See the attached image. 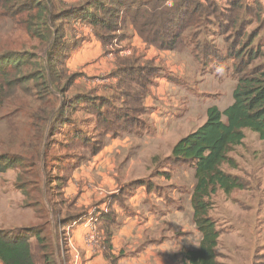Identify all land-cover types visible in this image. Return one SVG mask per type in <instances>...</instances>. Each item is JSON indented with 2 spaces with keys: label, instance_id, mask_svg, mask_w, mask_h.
I'll list each match as a JSON object with an SVG mask.
<instances>
[{
  "label": "crops",
  "instance_id": "crops-1",
  "mask_svg": "<svg viewBox=\"0 0 264 264\" xmlns=\"http://www.w3.org/2000/svg\"><path fill=\"white\" fill-rule=\"evenodd\" d=\"M231 1L223 0L222 3L225 2V7H229ZM242 3L244 8L240 11V23H244V31L241 39L246 41L253 35V43L257 40V45L264 40V0H242ZM88 8L81 17L74 18L68 25L67 45L70 53L65 70L69 76L75 75V78L65 87L64 94L54 92L57 107L47 131L52 127L55 116L64 110V124L56 125V135H67L71 131L74 136L84 134L87 129L77 127L76 117L79 113L88 115H84L83 122L91 117L93 129L103 135L99 149L96 152L92 147L91 150L86 149L88 153L83 154L81 163L66 175L62 188L64 202L51 201V197L49 201L46 173L42 179V196L38 204L49 213L56 264H71V255L67 251L71 245L81 250V264H184L186 254L198 250L202 239L196 225L194 227L191 223L194 213L190 201L196 182L187 195V202H175L171 196L166 200L164 192L157 186L161 178L166 179V182L171 181L172 172H158L161 178H153L151 174L153 164L167 162L173 147L182 136L171 144L166 142L157 145V142H164L158 139L137 146L128 142L133 134L146 135L148 130L149 133L165 130L160 115L153 116L152 113L150 119L146 117L150 107L160 112V106L154 105L155 102L163 103L169 90L175 88L174 81L170 82L166 78L167 70L175 67L177 58L183 59L186 51H165L149 45L132 25L122 35L123 41L116 48L103 45L89 24L87 13L93 7ZM257 8L259 19L255 17ZM210 20L214 27L216 20L214 17H210ZM228 24L226 22L225 26ZM198 63L205 67L203 62L198 60ZM144 68L157 71L145 95L142 98L140 96L139 100L137 96L127 98L125 93L131 96L142 93L141 87L136 83V78L130 80L129 87L125 86V77L118 74L135 71L138 75ZM60 84L63 86L66 82ZM75 86L78 90L71 94ZM96 105L105 118H98L94 114ZM111 111L115 113L111 114ZM119 116L137 121L129 125ZM250 134L258 142L247 146L252 148L256 159L251 160L248 168L245 167L246 173L224 169L229 174L246 179L249 188L236 190L230 195L221 191L225 198L219 212L214 203L218 192L211 200L213 205L210 213L215 209L218 214L216 216L224 219L229 228L221 231L215 249L220 264H264V151H260L264 149V141L256 133L251 131ZM247 141L245 134L243 145L238 148L243 147ZM229 157L236 161L232 152ZM43 160L40 162L42 170ZM181 167L184 164L176 165L174 169ZM93 172L96 173L97 187L89 185L86 188L80 180L88 179ZM253 174L256 184L252 183ZM68 188L72 191L69 195L66 194ZM91 216L96 218L98 229V243L94 248L87 245V236L91 231L87 221ZM210 216L215 219L213 215ZM107 230L110 236L108 245ZM193 238L198 242L197 246L190 241Z\"/></svg>",
  "mask_w": 264,
  "mask_h": 264
},
{
  "label": "trees",
  "instance_id": "trees-1",
  "mask_svg": "<svg viewBox=\"0 0 264 264\" xmlns=\"http://www.w3.org/2000/svg\"><path fill=\"white\" fill-rule=\"evenodd\" d=\"M168 3L172 5L169 7ZM218 4L217 0H86L84 4H74L73 7L67 8L63 0H0V19L18 22L25 27L30 36L41 40L44 45L42 50L45 51L48 48L46 58L50 78L49 80L47 75H43L46 72L43 58L40 57L42 65L37 68V62L31 64L24 59L28 53L25 49L22 51L9 48L0 50V110L6 101L16 97L19 90L30 91L31 87L34 89L40 87L41 90L53 89V92L46 95L38 94L36 97L39 107L31 116L35 132L26 145V151H31L32 155H18L15 156L16 158L2 155L0 156V171L19 168L22 173L17 186L25 194L28 193L29 183L25 181L22 174L27 173L26 169L29 168L28 171L40 170L38 163L41 161L44 142L46 141L45 153H48L51 149L50 144L58 131L56 125L64 124L65 114L64 110H61L55 116L52 127L47 131L50 118L57 107L54 92L64 94L65 87L75 78V75H72L64 80L67 73L64 65L62 66L64 62H61L62 55L64 57L69 47L65 42L64 31V22L67 19L81 17L83 12L92 6L93 10L87 13L89 24L92 25L97 38L103 45H109V33L114 32L118 24H131L147 44L160 50L173 51L180 49L188 30L196 28L198 33L193 35L196 37L200 34L201 27L203 28L208 21L210 23V17H215V23H218L223 33L227 29L234 30L235 44H231V50L236 51L234 55L239 61L236 67L238 79L233 91V103L224 111L217 106L209 107L205 123L179 140L173 147L170 162L174 166L189 164L194 169L196 180L191 206L194 213L193 220L202 239L198 250L189 251L186 254L184 264H220L215 249L221 231L217 227V221L210 216L213 205L211 200L218 191L230 195L236 190H247L250 186L246 179L227 173L224 167L227 166L232 170L238 169V163L229 157V154L236 147L243 145L244 130L256 133L259 139L264 141V65L252 67L256 60L264 56V52L261 43L252 46L253 35H250L241 45L242 31H244V23H240V11L244 8L242 0H232L229 7H224L222 11L219 10ZM218 12L220 18L217 16ZM259 16L257 8L255 10L256 19H259ZM226 22L229 23L227 26H225ZM204 48L209 50L208 47ZM211 52L215 53V48H212ZM206 54H201L204 56L201 59L204 65L220 60L216 57L210 59L207 55L212 56L213 54ZM230 56L233 54L229 53ZM31 57L37 59L38 55L33 54ZM28 70L33 72L24 74V71ZM156 72L153 68H144L138 72V75L135 71L119 73L118 76L125 77L123 80L125 86L129 87L130 80L136 78V83L141 87L142 93L134 96L125 93V96L129 99L137 96V100L140 96L142 98ZM62 82L66 84L62 86L60 84ZM94 114L98 118L106 117L100 114L97 105ZM119 117L129 125L137 121L135 119L130 121L126 118L129 117L128 115ZM102 135H99L101 140ZM81 136L77 134L75 137ZM99 145L100 142H97L91 146L94 152L99 149ZM32 173L36 175L35 172ZM53 175V172H46V192L49 201L51 197V201L64 202L62 180H60L62 183H60L61 200H55L51 194L52 188L57 187L59 183L50 178ZM38 178H40L39 181ZM35 183L42 196L43 181L40 173ZM35 203L39 205L38 202ZM46 227L47 225L43 224L13 231L0 229V262L2 264H37L36 250H38L41 252L40 259L43 264H56L51 230H46ZM109 237L107 230V245L110 241Z\"/></svg>",
  "mask_w": 264,
  "mask_h": 264
},
{
  "label": "rangeland",
  "instance_id": "rangeland-1",
  "mask_svg": "<svg viewBox=\"0 0 264 264\" xmlns=\"http://www.w3.org/2000/svg\"><path fill=\"white\" fill-rule=\"evenodd\" d=\"M63 1L64 6L67 8L73 7L74 4H84L86 2V0ZM222 1L223 0H217L219 3V10L221 11L225 7V4H223L225 2L222 3ZM170 4L171 3H168L167 6L170 7L172 5ZM217 16H220L219 12ZM73 19H67L64 22L66 43L68 42L67 34L70 28L68 25ZM211 22L213 21L210 20V23ZM210 23L209 21L205 23L204 27H201L200 29V34L196 37H193L195 33H198L196 28L188 30L184 35L182 45L180 49L177 50L182 52L186 51L185 57L183 59L182 57L177 58L175 67L168 69L166 74L168 81H174L175 86H173V84L172 86L175 88L169 90L170 93L165 97L163 103L155 102L154 105L160 106L161 114L155 108L150 107L149 114L146 118L150 119L152 113L153 116L160 115L162 117V126L165 130H161V132L158 133H149L148 130L146 135L141 133L136 135L133 134L129 137L130 141L128 144L133 146H137L136 144L141 145L145 142L150 144V141L155 142L157 139L158 141L164 140L163 143L157 142V145L166 144V142L171 144L179 140L181 136L183 138L202 126L206 121L208 107L217 106L221 111H224L232 105L233 91L238 79L236 67L239 61L236 60L234 55L236 51L233 49L231 50V44H235L234 30L231 29L228 32L223 33L222 30L219 29L218 23H216L214 27L211 26L214 23ZM130 25L131 24H118L117 29H115L114 32L109 33V45L114 48L120 45L124 38L122 35L127 32ZM242 43H244V39L241 41V45ZM256 43L257 40H255L252 46L256 45ZM41 44L39 38L30 36L25 30V27L18 22L4 21L0 19V50L9 48L22 51L25 49L28 53L24 59L31 64L37 62V68L42 65L40 57L43 58V63L46 68V72H44L43 75H47L49 78V69L46 58L48 48L45 49V51L44 49L42 50L44 45ZM261 44L262 51L264 52V40ZM204 47H208L209 50H205ZM212 48H215V53L211 52ZM68 53L69 47L68 50L66 49L64 57L62 55L61 58V62H64V64H62L64 67ZM202 53H211L214 56L206 55L210 59L216 57L220 58V60L211 61V64H206L205 67L200 66L198 60L201 61L204 57L201 55ZM229 53L233 54V56L229 57ZM33 54H37L38 58L32 59L31 56ZM168 59L169 61L171 60V58ZM260 64L264 65V56L256 60L252 67ZM59 67L61 69V64ZM32 72V70H28L24 71V74L27 75ZM66 76L67 77H65L64 80L70 78L68 74ZM31 88L30 91L22 92L19 90L15 95L16 97L13 100L6 101L0 110V156L8 155L9 158H16L15 156L18 155H32L31 151H26V145H28L31 138H33L35 132V128L32 125L33 118L31 116L39 107L36 97L38 94L46 95L51 91L53 92V89L41 90L40 87H36V89H34V87ZM77 90L78 89L75 86L70 93L73 94ZM84 115L79 113L76 117L77 127L82 129L85 127L87 129L84 134L81 133V137H75L72 133L73 131L67 135H65V133L62 135H56L50 144L51 149L48 153H45L44 146L46 141L44 142L41 152V161L44 158L43 162H46V165L43 167V170L41 169L42 165L40 161L38 167L41 171L38 169H33L35 171H28L30 170L29 168L26 169L27 173L24 172V174H22L25 181L29 183L27 188L28 193L25 194L23 190L17 186L19 184V176L22 173L19 168H9L5 172L0 171V229L13 231L20 228H32L43 224L47 225L46 230L51 229V225L48 222L50 220L49 213L45 208L42 209L41 205H35V202H41V195L35 180H37V175L39 173L42 179H44L47 171L50 173L53 172L54 175L50 178H52V180H57L59 183H57V187L54 186L52 188L53 191L51 194L55 200H61L60 185L62 183L60 180L65 183L66 175H68L78 163H81V157L83 154L85 152L88 153L86 149L91 150L93 144H96L97 142H100L101 144L102 142L99 138V133H97L98 130L93 129V119L89 117V120L83 122V118H85ZM13 123L14 127H12ZM244 132L248 141L244 143L243 147H236L232 151V156L238 162V170H236V172L241 174H245V167L248 168V165L252 163L251 160L256 159V157H253L255 154H252V148L247 146L255 145V143L258 142V139L250 134L251 131L245 130ZM260 151L263 152L264 149H261ZM170 158L171 156L167 159V162L160 163L159 161L156 165L153 164V167L151 168L152 177L161 178L157 175L158 172H163L162 170L171 171L172 180L166 182V179L161 180V178L158 181L160 183H158L157 186H159L164 192L166 200L170 198L168 196H171V198H174L175 202H187L189 200L187 195L190 194L194 182H196L194 169L189 164H184V167H181V169H174V165H172L171 162L169 163ZM224 169L226 171L232 170L227 166H225ZM79 170L80 169L77 171ZM32 172H35L36 175H33ZM95 175L96 173L93 172L91 176L87 177L88 179H81L80 182H82L86 188H88L89 185H92L95 188L97 187V178ZM39 179L40 178H38V181ZM252 183L256 184V177L254 174L252 177ZM71 192L70 188L66 189L67 195L71 194ZM181 193H183V195H181ZM237 194L239 195V193ZM224 198L225 196L221 191H218L217 195L214 197L215 209H218L217 212L222 210V202ZM215 209L210 215H213L215 218L214 220L217 221L218 229L220 231L228 230L227 223L224 219L216 216L218 214L215 212ZM87 219L88 218H86V220ZM191 223L193 226L195 225L193 224V220ZM194 239L195 238L190 241L192 244L194 243V246H197L198 242ZM78 250L82 254L81 250ZM67 251L71 255L72 264V253L69 247H67ZM36 256L38 261L37 264H43L40 259V251L36 250ZM224 262L226 261L224 260Z\"/></svg>",
  "mask_w": 264,
  "mask_h": 264
},
{
  "label": "built area",
  "instance_id": "built-area-1",
  "mask_svg": "<svg viewBox=\"0 0 264 264\" xmlns=\"http://www.w3.org/2000/svg\"><path fill=\"white\" fill-rule=\"evenodd\" d=\"M94 217L90 218L87 222L89 224V227L91 231L88 233L87 236V245L91 248H94L95 245L98 243V229L96 226V218ZM70 251L72 253V264H81L82 261V254L80 251L71 245Z\"/></svg>",
  "mask_w": 264,
  "mask_h": 264
}]
</instances>
